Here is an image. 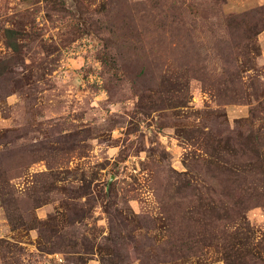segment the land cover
I'll return each instance as SVG.
<instances>
[{
  "label": "rangeland",
  "instance_id": "rangeland-1",
  "mask_svg": "<svg viewBox=\"0 0 264 264\" xmlns=\"http://www.w3.org/2000/svg\"><path fill=\"white\" fill-rule=\"evenodd\" d=\"M0 264H264V0H0Z\"/></svg>",
  "mask_w": 264,
  "mask_h": 264
},
{
  "label": "trees",
  "instance_id": "trees-1",
  "mask_svg": "<svg viewBox=\"0 0 264 264\" xmlns=\"http://www.w3.org/2000/svg\"><path fill=\"white\" fill-rule=\"evenodd\" d=\"M8 33H12V31H11V30H8ZM11 46H12L13 48H15V44H14V43H11ZM238 203H239V204H243V202H242L240 199H239Z\"/></svg>",
  "mask_w": 264,
  "mask_h": 264
}]
</instances>
